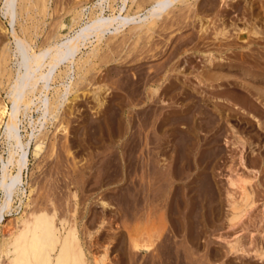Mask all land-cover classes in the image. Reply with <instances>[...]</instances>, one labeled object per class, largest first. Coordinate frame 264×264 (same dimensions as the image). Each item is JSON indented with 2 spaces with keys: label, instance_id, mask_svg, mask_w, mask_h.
Here are the masks:
<instances>
[{
  "label": "rangeland",
  "instance_id": "rangeland-1",
  "mask_svg": "<svg viewBox=\"0 0 264 264\" xmlns=\"http://www.w3.org/2000/svg\"><path fill=\"white\" fill-rule=\"evenodd\" d=\"M97 1L49 0L45 12L32 2L30 13L18 4L10 19L37 50L50 32L76 26L77 8L87 7L83 20L91 16ZM137 4L129 0L128 11ZM2 5L0 50L12 49ZM156 20L147 36L130 37L113 53L101 42V59L87 75L79 70L44 121L40 151L28 136L29 118L35 134L40 129L38 100L20 114L22 140L30 141L20 175L25 193L0 208V239L34 183L35 203L78 225L89 264L105 251V264H264V0H184ZM241 29L244 41L236 37ZM97 44L82 46L77 58ZM201 71L209 77L201 80ZM6 77L0 102L10 111ZM0 149L6 158V145ZM241 185L251 191L249 206ZM232 200L243 211L229 220Z\"/></svg>",
  "mask_w": 264,
  "mask_h": 264
},
{
  "label": "bare ground",
  "instance_id": "bare-ground-1",
  "mask_svg": "<svg viewBox=\"0 0 264 264\" xmlns=\"http://www.w3.org/2000/svg\"><path fill=\"white\" fill-rule=\"evenodd\" d=\"M48 1L49 0H2V15L4 17H9V22L13 29V40L11 41L13 47L10 49V47L8 48L7 45H5L0 50V83L3 82V77L7 75L6 79L9 85L6 91L11 102L10 111H8L6 104L0 102V125L1 129H3L2 137H0V147L1 143L4 144V149L2 151H5V145L7 147L6 158L0 149L1 210L7 209L12 205L15 195L25 193L23 187L21 188L23 178H21L20 175L27 166L28 146L30 141L28 142L26 140L27 142H24L22 140L23 137L19 125L20 114H27V110L35 103V99L38 100L36 102L40 104V114L36 119L39 120L40 129H38V133L35 134L37 130L35 126L36 120L33 121L32 118H29L31 119L29 122L31 131L28 133V136L29 139L32 137L36 138L34 148L40 151L43 139H45L43 135L46 134V132H42L43 135L41 134L44 121L46 122L48 117L51 118L53 113L59 110V106H62V100L65 94L69 92L71 85L77 81V76L75 77L76 74H78L79 79V70L82 72L81 75L86 74L89 69L91 70L93 65H95V63L92 62H94L95 59H101L99 58L101 55L99 50L101 47L103 49L101 42L105 39L104 50L113 53L117 50L118 46L124 47L125 41H128L130 37H143L146 35L147 31L151 30L153 24L156 23L155 20L159 15L171 10L175 4L184 2V0H130L133 3H138V10L129 12L127 8L129 0H120V4H114L110 1L107 2L108 0H98L96 3L94 2L92 4L91 10L89 9L91 16L86 20H83V16H85V8L87 9V7L83 6L80 10L77 8L76 16H72V18L74 17L73 21L76 23V26L68 33L56 34L50 32L49 34L51 35H47L48 38L42 43L43 45L35 50L28 41L29 39L27 40L17 33L10 18L15 12L16 14L21 12L18 11V4H20V10H23L25 13H30V8L34 5L32 2H36L38 10L40 9V11L45 12ZM34 8L35 7H33V9ZM106 10L109 12H106ZM125 30H127L128 33L124 35L120 41L110 40L115 36L117 38L118 34L121 32L123 33ZM221 30L222 29L218 32L224 35V31ZM244 30L245 29L237 31L236 37L238 40L244 41L246 39ZM106 35L108 37H106ZM93 42L98 43V46H93L90 51L87 52L83 60H81V56L77 58V54L81 50V47L85 46L87 43ZM133 42L135 41H132V43ZM11 55L14 56V66L13 68L12 66L8 68L7 62H9L8 60ZM65 62H67V64H65L64 69H62L60 66L62 65L63 67L62 63ZM206 72L202 73L201 71V80L209 77ZM203 77L205 78L203 79ZM70 79H72L70 83H67ZM55 80L60 81L65 91L56 86L58 83H55L56 85L54 86L52 85ZM66 85L68 87H66ZM51 87L53 88V92L50 97L47 91L50 90ZM158 88L157 86L151 89L152 95L157 92ZM43 172L44 171H42V173ZM244 182L247 183L248 180L244 179ZM33 184L29 186V193L26 194L27 200L24 202L22 213L12 219L7 228L4 229L3 236L0 239V264H89L80 238L78 225H76L75 222H71L70 218L68 219L65 215L58 217L56 208L49 210L47 205L44 204L40 206L35 203V200L30 198L35 189ZM245 185H241L243 191L241 199L244 205L249 206L248 199L250 198L251 191H249L248 187ZM229 203L233 211L229 220H234L241 215L243 209L237 200H232ZM231 248H236V246L232 245ZM106 252L107 251L100 257L93 255V260L96 264H105Z\"/></svg>",
  "mask_w": 264,
  "mask_h": 264
}]
</instances>
